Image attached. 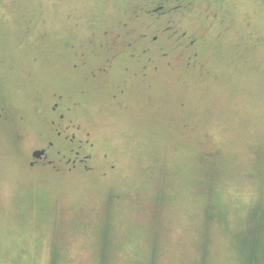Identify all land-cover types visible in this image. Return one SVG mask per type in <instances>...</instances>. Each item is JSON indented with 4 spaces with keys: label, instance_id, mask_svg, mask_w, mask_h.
<instances>
[{
    "label": "rangeland",
    "instance_id": "rangeland-1",
    "mask_svg": "<svg viewBox=\"0 0 264 264\" xmlns=\"http://www.w3.org/2000/svg\"><path fill=\"white\" fill-rule=\"evenodd\" d=\"M154 1L0 0V264H249L245 230L264 206V0H231L228 16L206 0L147 12ZM169 20L158 71L129 76L140 66L122 56L99 86L72 69ZM184 32L201 37L200 70L172 45ZM56 92L81 102L93 173L29 166Z\"/></svg>",
    "mask_w": 264,
    "mask_h": 264
},
{
    "label": "flooded vegetation",
    "instance_id": "flooded-vegetation-1",
    "mask_svg": "<svg viewBox=\"0 0 264 264\" xmlns=\"http://www.w3.org/2000/svg\"><path fill=\"white\" fill-rule=\"evenodd\" d=\"M172 1H154L157 3L156 7L152 11L146 10L147 12L153 13H159L161 11L160 14L166 16L173 10L172 7H169V2ZM168 22L169 25L167 24ZM168 22L161 24L160 28L154 31V35L142 33L134 41L127 42L126 45H122L117 39L114 43V47L119 45H122V47L116 48L112 53V57L108 59L103 58L102 62H97L96 59H94L97 64L95 66H90V68L88 67L89 60H86L85 56L82 54L83 56L80 57L79 63H75L72 69L74 71H80L82 68L86 69L87 71L84 77L81 78L82 81L86 83L90 81L99 86L107 82V77L114 72L115 63L119 61L122 56L128 57L130 61H134V63L140 66L141 74H138L135 69L130 70L129 67H126L125 70L130 73L129 76L132 74L134 77H138L139 75L145 77L149 70L158 71L159 67L157 66L153 51H159L160 49V52H163L159 53V57L162 59L165 57L169 58L170 53L164 51V47L167 48V46H159L157 42L158 40H162V37H165V41L173 37L169 34L172 29V20ZM117 37L120 38V34H118ZM181 38H175L177 42L172 45L176 50L184 49V52H182L180 56L183 57L186 55L185 58H187V60L185 68L187 70H200L198 67L202 66V62L200 54L196 49L200 46L198 40L201 37H190L184 32ZM137 42L142 43L140 51L136 48L134 49ZM102 47H104V44H102ZM166 65L171 66V61H168ZM124 81L127 82V79ZM125 90L124 86H119L115 93L112 94V99L121 97L125 93ZM86 94L87 92L82 90L81 96L85 97ZM50 100L51 101L46 103L43 115H41V120L44 121L45 125L41 134L45 139L43 140V144H40L39 148L31 150L29 166L31 168H37L50 165L51 167H47L50 168L53 173L62 176H71L76 172L78 174H85L91 170L93 173L96 168L95 165L99 162V156L95 148V143L91 141L90 132L87 131L85 134L81 132L82 124L79 121L77 112V108L81 106V102L71 94H66L64 92L53 93ZM2 109L3 106L0 105V110ZM5 116H7L5 113H0V118ZM22 118L20 117V119ZM38 151V155H35V152ZM113 167L112 165L111 168ZM107 174V172L99 173V175L102 176H106Z\"/></svg>",
    "mask_w": 264,
    "mask_h": 264
},
{
    "label": "trees",
    "instance_id": "trees-1",
    "mask_svg": "<svg viewBox=\"0 0 264 264\" xmlns=\"http://www.w3.org/2000/svg\"><path fill=\"white\" fill-rule=\"evenodd\" d=\"M231 0H206L207 3H209L210 5H215L217 7H220V8H223L224 9V12H223V15H227V12L229 10V8H227L229 2ZM208 168H211L212 170H214V167L213 166H207L206 170ZM215 171V170H214ZM216 172H219V171H216ZM205 190L206 191H213V193L216 192L215 195H217V199H219L218 197V191L217 189L214 187L213 189H210L209 187H205ZM214 195V196H215ZM220 207V208H219ZM216 208V207H214ZM217 208L219 209V212L220 213H217L218 215L216 216H219L221 217L222 215H224L225 213L223 212V210H220L222 207V205L220 204V206H217ZM213 207L212 206H208V212L210 210H212ZM209 216V219H211V215L212 214H208ZM221 221V220H219ZM253 221H256L257 222V226L253 227V226H250L247 230L249 234H251V237H250V241H248V244L249 246L247 247V252H248V261H249V264H259L260 261H262L261 259V256L259 255V252L260 251H263L262 249L264 248V246H261V244L259 243V237L261 236V233H264V206H261L259 204H256L252 210H251V218L248 220V224L252 223ZM252 225V224H251ZM106 252L103 254V257L105 258L106 257ZM55 255V253H54ZM54 258V257H53Z\"/></svg>",
    "mask_w": 264,
    "mask_h": 264
},
{
    "label": "water",
    "instance_id": "water-1",
    "mask_svg": "<svg viewBox=\"0 0 264 264\" xmlns=\"http://www.w3.org/2000/svg\"><path fill=\"white\" fill-rule=\"evenodd\" d=\"M39 151L38 152H35V155H38Z\"/></svg>",
    "mask_w": 264,
    "mask_h": 264
}]
</instances>
